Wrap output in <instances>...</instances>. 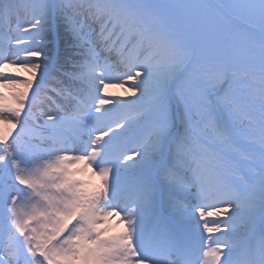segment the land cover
Masks as SVG:
<instances>
[{
  "label": "snow or ice",
  "instance_id": "snow-or-ice-1",
  "mask_svg": "<svg viewBox=\"0 0 264 264\" xmlns=\"http://www.w3.org/2000/svg\"><path fill=\"white\" fill-rule=\"evenodd\" d=\"M23 7L24 35L0 32V88L15 90L0 91V264H264V0ZM20 8L0 0V22ZM61 29L75 55L46 67L29 99L41 64L27 58ZM48 91L71 111L43 110ZM141 127L132 155L119 151ZM89 173L100 183L78 178ZM238 229L256 238L242 258Z\"/></svg>",
  "mask_w": 264,
  "mask_h": 264
},
{
  "label": "rangeland",
  "instance_id": "rangeland-1",
  "mask_svg": "<svg viewBox=\"0 0 264 264\" xmlns=\"http://www.w3.org/2000/svg\"><path fill=\"white\" fill-rule=\"evenodd\" d=\"M19 2L21 3V8H20V13H19L20 14V23H19V28H17V31H18L17 32L18 33L17 36H23L24 35L23 32L18 30V29L26 27L27 26V21L31 19V16L27 14V12L24 10V7H23V5L27 2V0H19ZM59 32L61 34L60 35L61 50H60V56H59V63L63 64L68 57H71V56L75 55V50L70 46V40H69L68 34L66 32H64L62 29ZM52 41H53L52 32L46 33L45 38H44V43L40 46L43 55L39 59L27 58V59L32 60L33 62L41 64L40 74L37 75V78L34 81L33 89L30 90V93H29V98L31 97V92L35 91V85L38 84V82L40 80V75L43 74V71H44V69L46 67H49L48 60L51 59L52 56H53V54H52V52H53ZM11 50L12 51L15 50V45H14L13 49H11ZM15 73H16V69L13 68V69H10L9 72L6 73L5 75H13L15 77ZM117 74H122V72L121 73H117ZM58 78H59L58 76H56L55 78L50 76L48 78V80H47V83L45 84V87L48 88V89H51L54 86L58 87L59 84H56V80H58ZM122 82L123 81H120V80H112L111 83L114 84V85H117V86L110 88V92H112V93H120L121 94V96L119 97L120 99H135L134 97H129V96L124 94V88L119 87V84L122 83ZM132 86H133V84H132L131 81H128L127 83L124 84L125 88L126 87H132ZM0 91H3L6 95L11 96L15 90L12 89V88H0ZM137 95H139V92L137 93ZM49 96H51L50 91L43 93V99L41 101L43 110L49 112L52 115L61 116L62 112L58 111L56 108H53L54 104L51 103V101H49L47 99V97H49ZM54 100L57 101V99H54ZM126 109H128V108H126ZM117 112H119V110ZM131 114L132 113H130L129 116ZM124 116H125V114H124ZM4 118L5 119H11V117L7 116V115H5ZM40 123L42 124L43 120H41ZM70 128H71V125H70ZM15 131H19V127ZM15 131H14L13 135H15ZM119 131L123 132L124 130L120 129ZM127 135H125V136H127ZM125 136H122L121 138H124ZM134 159H138V158L134 156ZM78 178H80V179H89V178H91L93 180V182L96 183L95 182V178L96 177H90V173L88 175H83V176H80ZM128 179L129 180L132 179L131 174L128 176ZM122 214L123 213H121V216L124 215V214L123 215ZM115 219L119 220L120 217H116ZM212 219L213 218H209V222H211ZM220 219H226V218L225 217H220ZM245 234H247L245 231H243L241 229H238L237 230V235L235 237H233V239H235L238 243H240V247L238 248V250L241 249V247H242V245L244 243L243 237H244ZM217 235H220V234L219 233H214L213 234V236H217ZM225 251H227V250L225 249Z\"/></svg>",
  "mask_w": 264,
  "mask_h": 264
}]
</instances>
